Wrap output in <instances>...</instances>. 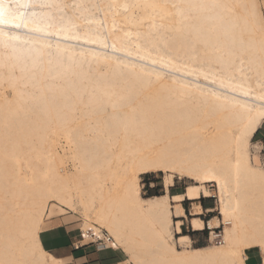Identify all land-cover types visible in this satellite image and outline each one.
<instances>
[{
  "label": "bare ground",
  "instance_id": "obj_1",
  "mask_svg": "<svg viewBox=\"0 0 264 264\" xmlns=\"http://www.w3.org/2000/svg\"><path fill=\"white\" fill-rule=\"evenodd\" d=\"M154 1L168 17L155 10L129 27L118 17L129 0H0V264L58 261L38 238L51 200L79 207L97 230L80 228L83 241L108 240L134 264H246L254 246L264 253V168L249 150L264 122V0ZM158 170L165 192L142 197L140 176ZM175 174L194 181L178 198L216 188L217 245L182 235L176 247ZM189 223L212 230L218 219Z\"/></svg>",
  "mask_w": 264,
  "mask_h": 264
},
{
  "label": "rangeland",
  "instance_id": "obj_2",
  "mask_svg": "<svg viewBox=\"0 0 264 264\" xmlns=\"http://www.w3.org/2000/svg\"><path fill=\"white\" fill-rule=\"evenodd\" d=\"M38 9L39 7L37 6L30 8V10H38ZM155 10L158 11L157 18L159 20H164L168 17L163 7L160 4H157L154 0H151L149 2H143L141 0H129L127 9H120L118 12V17L124 24H126L129 27H139L143 25L147 17L150 16L151 13H153ZM8 32L11 33V29H8ZM85 45L86 44L75 43L74 48L77 51H83L87 53L88 47H85ZM119 59H123V57H119ZM142 66L146 70L149 69L148 65H142ZM100 68L103 71L105 70L104 65H100ZM164 74L168 77L173 76V74L170 71H164ZM4 94L8 98H10L11 89L6 88L4 90ZM258 128H259V130L257 129L258 132L254 133L255 135L253 134V136L251 137V142L249 146L250 158L253 164L264 168V155H263L264 149L262 150L263 147H262V143L260 142V140L263 141L264 139V122H262ZM64 135H65L64 133H61L60 138H57L56 150L60 154H65V160H66L65 168L68 172H71L73 170V161L72 158H70V149L66 145ZM259 155L261 157V160L258 159ZM139 184L141 187L140 190L141 195L144 198L153 195H160L165 192L163 185V172L159 170L154 172H149L147 174L146 173L142 174L139 179ZM193 184L194 181L189 179L188 177H183V176L181 177L175 174L173 177V183L168 189V194L172 196L173 194L176 193H182L185 191L186 186ZM209 188H210V192L214 194L216 188L214 186H210ZM210 192L206 193L207 195H205L203 191H200L196 198L190 197L191 199L182 201L181 205L185 213V216L181 218L183 222L180 223L178 222V218L173 217V226L171 227L173 233V241L177 248H181L182 246L181 245L182 235L189 236L190 244L193 247H201V245L202 246L217 245L215 244V242H219L221 238L211 237V241H210V236H212L211 231H215L217 234H221V235L223 234L224 237V232H223L224 224L221 215L219 214L217 198L216 196H210L209 195ZM196 202H199V204H201L202 207L199 213L198 210L196 209ZM50 203L53 204V201H50ZM74 211L76 212L72 213L73 216H70L66 220H72L76 224V226L79 227V229L80 228L84 230L92 229V227L88 224L87 226L81 225V223H83L84 217L79 207L74 209ZM192 217H198L204 222H207L212 217H216L218 219V224H217L218 226L215 227L214 229L212 228V230L208 229L207 227H204L203 230H193L189 223V220ZM92 230L97 233V230L95 229ZM102 230L104 233H107L104 229ZM104 236H106V234H104ZM92 238L93 236L85 239L84 242H89L92 240ZM250 251L256 254V257L258 259V262L256 264H263L264 253L261 250V248L259 246H254L253 249ZM54 264H61L60 260L55 261ZM246 264L249 263L247 262Z\"/></svg>",
  "mask_w": 264,
  "mask_h": 264
},
{
  "label": "crops",
  "instance_id": "obj_3",
  "mask_svg": "<svg viewBox=\"0 0 264 264\" xmlns=\"http://www.w3.org/2000/svg\"><path fill=\"white\" fill-rule=\"evenodd\" d=\"M262 9L264 12V6ZM260 142L263 150L264 143L262 140ZM258 159L261 160L260 155ZM181 194L183 192L171 196L174 197L175 202L180 204L182 213L177 217L180 223L183 222L181 218L185 216L181 203L191 199L178 198ZM49 203L41 219L38 238L43 249L60 260L61 264H133L122 249L113 246L109 241L105 248H99L96 243L84 242L80 237L79 227L72 220H66L76 211L54 201L53 204ZM247 262L249 264L258 262L256 254L250 250L247 252Z\"/></svg>",
  "mask_w": 264,
  "mask_h": 264
},
{
  "label": "built area",
  "instance_id": "obj_4",
  "mask_svg": "<svg viewBox=\"0 0 264 264\" xmlns=\"http://www.w3.org/2000/svg\"><path fill=\"white\" fill-rule=\"evenodd\" d=\"M79 234H80L81 239H83V233L81 232V230L79 231ZM104 234H106V233H104ZM89 242L96 243L99 248L107 247V245L105 244L103 239H98V237L96 239V237L94 235H93V239Z\"/></svg>",
  "mask_w": 264,
  "mask_h": 264
},
{
  "label": "snow or ice",
  "instance_id": "obj_5",
  "mask_svg": "<svg viewBox=\"0 0 264 264\" xmlns=\"http://www.w3.org/2000/svg\"><path fill=\"white\" fill-rule=\"evenodd\" d=\"M3 15H4L3 9H2V7H0V23H5L6 22L3 19ZM17 27H19V25H17Z\"/></svg>",
  "mask_w": 264,
  "mask_h": 264
},
{
  "label": "trees",
  "instance_id": "obj_6",
  "mask_svg": "<svg viewBox=\"0 0 264 264\" xmlns=\"http://www.w3.org/2000/svg\"><path fill=\"white\" fill-rule=\"evenodd\" d=\"M258 132V130L255 132V133H257ZM255 135V134H254ZM263 143H264V139H263ZM147 174V173H146ZM202 246V245H201Z\"/></svg>",
  "mask_w": 264,
  "mask_h": 264
}]
</instances>
